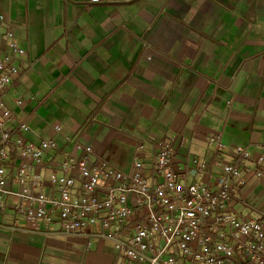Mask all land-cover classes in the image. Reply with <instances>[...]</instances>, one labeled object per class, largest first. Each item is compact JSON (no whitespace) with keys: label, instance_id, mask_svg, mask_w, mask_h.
I'll list each match as a JSON object with an SVG mask.
<instances>
[{"label":"crops","instance_id":"crops-1","mask_svg":"<svg viewBox=\"0 0 264 264\" xmlns=\"http://www.w3.org/2000/svg\"><path fill=\"white\" fill-rule=\"evenodd\" d=\"M0 15L27 52L13 57L21 72L5 102L42 138L77 155L71 137L127 171L141 143L149 163L181 134L183 158L212 161L210 137L222 135L226 162L248 148L243 169L264 171V0H0ZM236 211L264 224V177H250ZM97 233L9 209L0 264H113V243Z\"/></svg>","mask_w":264,"mask_h":264},{"label":"built area","instance_id":"built-area-1","mask_svg":"<svg viewBox=\"0 0 264 264\" xmlns=\"http://www.w3.org/2000/svg\"><path fill=\"white\" fill-rule=\"evenodd\" d=\"M1 40L9 52L0 47V214L13 209L29 222L60 225L72 234L96 229L99 238L114 245L113 264H264V224L236 211L237 195L250 177H264L261 169H243L252 156L248 148L235 149V161L228 163L223 137L215 135L210 137L212 161L186 159L179 152L183 137L176 134L154 150L149 163L145 144H139L124 171L68 137L67 143L79 149L71 155L6 104L21 72L13 57L27 52L0 15ZM263 163L260 157L257 165ZM192 171L199 182L189 181Z\"/></svg>","mask_w":264,"mask_h":264}]
</instances>
